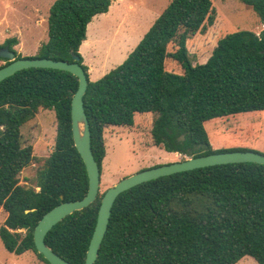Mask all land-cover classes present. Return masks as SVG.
Listing matches in <instances>:
<instances>
[{"label":"trees","instance_id":"16d2710c","mask_svg":"<svg viewBox=\"0 0 264 264\" xmlns=\"http://www.w3.org/2000/svg\"><path fill=\"white\" fill-rule=\"evenodd\" d=\"M238 1L264 26V0ZM111 6L112 0H57L49 12L48 41L36 57L79 58L88 78L84 109L101 174L105 130L132 127L138 114L155 116L153 143L167 152L194 157L227 152L213 149L205 123L264 111V29L226 35L205 64L193 65L187 42L215 24L216 11L211 0H172L126 60L91 81L80 47L89 24ZM18 43L8 39L0 47L9 46L20 59ZM172 44L176 49L169 52ZM167 59L182 74L166 70ZM78 86L69 72L36 68L0 83V207L7 214L0 239L8 252H33L46 264L35 247L36 226L60 203L82 200L89 188L72 132ZM40 109L55 112L57 135L35 187H28L20 175L36 158L21 130ZM103 196L47 234L46 244L68 262L85 264ZM245 257L264 264V165L255 163L182 172L122 193L95 264H238Z\"/></svg>","mask_w":264,"mask_h":264},{"label":"rangeland","instance_id":"374dc122","mask_svg":"<svg viewBox=\"0 0 264 264\" xmlns=\"http://www.w3.org/2000/svg\"><path fill=\"white\" fill-rule=\"evenodd\" d=\"M56 1L0 0V45L8 39H17L16 52L22 58H36L41 45L48 41V17ZM171 1L112 0L109 12L96 16L88 26L87 40L82 46L90 73L93 69L95 71L94 78L121 65ZM211 1L216 11L215 24L205 34L197 33L187 42L193 65L205 64L218 41L226 35L237 31L259 34L264 29L257 14L238 0ZM175 49L172 44L168 51ZM100 60L105 66L103 70L99 69ZM5 64L0 60V67ZM166 70L182 74L181 67L173 59H167ZM154 119L153 114H138L132 127L105 130L106 163L101 178V195L125 177L188 158L186 155L168 154L163 147L154 145L151 135ZM21 131L24 143L33 147L36 160L23 170L20 182L24 186L35 187L37 175L54 149L57 135L55 112L40 109ZM206 131L215 150L240 149L264 154V111L215 119L206 124ZM168 157L173 162L169 163ZM6 218L7 214L0 207V228ZM37 261L33 252L21 256L8 252L0 239V264H40ZM239 264L257 263L251 257H245Z\"/></svg>","mask_w":264,"mask_h":264},{"label":"water","instance_id":"95a60500","mask_svg":"<svg viewBox=\"0 0 264 264\" xmlns=\"http://www.w3.org/2000/svg\"><path fill=\"white\" fill-rule=\"evenodd\" d=\"M0 58L9 61V64L0 67V83L20 71L32 68L66 71L76 76L79 80L78 90L72 99V132L74 145L86 167L89 179L88 192L82 200L62 202L50 210L42 217L34 231V243L37 252L43 255L49 264H73L60 257L46 244V236L66 217L94 203L100 193L101 170L93 156L90 122L84 109V96L88 88V78L83 67L78 63L79 58L75 55H73V62L40 58L18 59L16 53L11 51L9 46H5L0 47ZM184 139L185 137L181 136L179 140L183 141ZM186 156L188 158L185 160L144 169L125 177L105 192L101 199L97 223L87 251L85 264H95L97 261L108 229L112 208L116 199L122 193L161 177L196 169L239 163L264 165V154L255 151H227L198 157H194L192 154Z\"/></svg>","mask_w":264,"mask_h":264},{"label":"crops","instance_id":"0c3cea01","mask_svg":"<svg viewBox=\"0 0 264 264\" xmlns=\"http://www.w3.org/2000/svg\"><path fill=\"white\" fill-rule=\"evenodd\" d=\"M91 24V23H90ZM89 24V25H90ZM87 40V39H86ZM86 40L82 43V45H81V47H80V53H81V55L83 56V52H82V46H83V44L86 42ZM94 53V52H93ZM84 58V57H83ZM125 59V58H124ZM124 59H123V61H124ZM123 61H121V64L123 63ZM84 62H85V65L87 64V62H86V60L84 59ZM86 66H88V65H86ZM92 67H94V66H92ZM104 64L101 62V60H100V65H99V69H101V70H103L104 69ZM93 71H94V69H93ZM92 71V74L90 73V69H89V74H90V79H91V81H94L95 79H99L101 76H103L105 73H107L109 70H106L105 72H101V74H99V76H97V77H95L94 78V75L93 74H95L94 72ZM91 75H92V77H91ZM213 121V120H212ZM207 123H209V122H207ZM207 123H205V129H206V124ZM110 128H112V127H110ZM209 135V134H208ZM211 145H212V142H211ZM168 154H172V155H175V156H179V155H181V154H178V153H169V152H167ZM168 161L170 160V158L168 157V159H167ZM171 162H173V161H169V163H171ZM105 163H106V161H105V159H104V161H103V165H102V173H104V168H105ZM103 177V175L101 174V178ZM28 253V252H27ZM38 258V257H37ZM242 261V260H241ZM240 261V262H241ZM37 262H39L40 264H43L44 262L43 261H41L40 259H38V261ZM42 262V263H41ZM239 262V263H240ZM238 263V264H239ZM45 264V263H44Z\"/></svg>","mask_w":264,"mask_h":264}]
</instances>
